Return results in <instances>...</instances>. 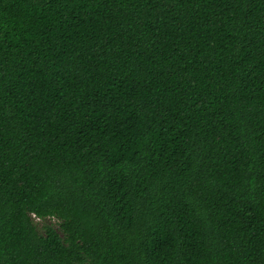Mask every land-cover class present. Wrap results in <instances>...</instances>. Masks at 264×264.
I'll list each match as a JSON object with an SVG mask.
<instances>
[{
	"label": "trees",
	"instance_id": "obj_1",
	"mask_svg": "<svg viewBox=\"0 0 264 264\" xmlns=\"http://www.w3.org/2000/svg\"><path fill=\"white\" fill-rule=\"evenodd\" d=\"M0 264H264V0H0Z\"/></svg>",
	"mask_w": 264,
	"mask_h": 264
},
{
	"label": "rangeland",
	"instance_id": "obj_2",
	"mask_svg": "<svg viewBox=\"0 0 264 264\" xmlns=\"http://www.w3.org/2000/svg\"><path fill=\"white\" fill-rule=\"evenodd\" d=\"M36 220H38V218H35Z\"/></svg>",
	"mask_w": 264,
	"mask_h": 264
}]
</instances>
